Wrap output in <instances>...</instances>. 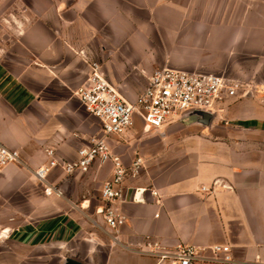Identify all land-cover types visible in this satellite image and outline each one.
Masks as SVG:
<instances>
[{"label":"crops","instance_id":"crops-1","mask_svg":"<svg viewBox=\"0 0 264 264\" xmlns=\"http://www.w3.org/2000/svg\"><path fill=\"white\" fill-rule=\"evenodd\" d=\"M30 4L23 11L32 20L13 38L7 27L0 39V142L21 155L20 163L0 172V264H62L65 257L87 264H173L140 252L154 242L171 252L195 247L197 264H213L214 245L230 246L237 260L264 264V118L253 117L248 103L227 111L244 127L220 123L218 112L209 126L187 120L145 132L136 117L126 132L110 137L125 165L137 155L145 160L125 180L116 208L126 222L118 231L97 213L112 162L86 173L53 170L47 180L60 196L47 195L33 174L48 162V148L75 160L100 132V120L76 95L92 61L128 101L162 67L258 79L264 0ZM217 180L226 187H215Z\"/></svg>","mask_w":264,"mask_h":264},{"label":"built area","instance_id":"built-area-1","mask_svg":"<svg viewBox=\"0 0 264 264\" xmlns=\"http://www.w3.org/2000/svg\"><path fill=\"white\" fill-rule=\"evenodd\" d=\"M90 67L88 79L77 89L76 95L87 112L100 120V132L78 150L75 160L61 159L54 149L48 148V162L33 170V174L45 184L47 195L60 196V188L47 180L53 170L60 168L67 175L86 173L94 164L112 162L113 176L102 186L103 204L97 208V213L109 228L118 231L126 222V217L116 208V204L125 198V180L129 175L137 174L145 160L137 155L130 166L125 165L120 156L113 153L109 138L126 132L136 117L142 121L145 132H152L192 110L204 109L217 115L224 107L245 97L248 91L242 82L223 74L162 67L152 73L136 99L128 101L103 76L101 64L92 61ZM20 162L19 151L0 142V172L7 165ZM152 193L159 194L156 190ZM114 239L118 241L116 237ZM140 252L161 260L171 259L173 264H197V250L189 245H178L171 252L154 242ZM212 252L213 257L209 260L213 264H257L237 260L230 246L214 245Z\"/></svg>","mask_w":264,"mask_h":264},{"label":"rangeland","instance_id":"rangeland-1","mask_svg":"<svg viewBox=\"0 0 264 264\" xmlns=\"http://www.w3.org/2000/svg\"><path fill=\"white\" fill-rule=\"evenodd\" d=\"M30 3L31 0H0V39L7 37L4 33L7 27L8 32L11 33V37H9L13 38L12 34L16 35V33L21 30L23 25L32 20V17L23 11L31 7ZM251 68H253V65L252 63H249L248 69L251 70ZM239 81L244 84L248 94L245 97L238 99L236 103L224 107L221 111L222 115L219 116V121L220 123H227L230 121V123L235 124L238 127H244L243 119H240L238 115L229 116L227 111L229 108H234L237 105L248 103L247 110L252 114L253 117L261 116L264 118V66L261 73L259 74L258 79ZM250 131L251 130L249 129L248 132ZM248 135L251 134L248 133Z\"/></svg>","mask_w":264,"mask_h":264},{"label":"water","instance_id":"water-1","mask_svg":"<svg viewBox=\"0 0 264 264\" xmlns=\"http://www.w3.org/2000/svg\"><path fill=\"white\" fill-rule=\"evenodd\" d=\"M214 117H215V112H213V111L204 110V109H196V110H192V111H189V112L183 114L178 120L172 121L170 123L184 122L187 120H194L198 124H201L204 126H209ZM170 123H168V124H170ZM168 124H166V125H168ZM165 126L158 129L157 131L162 130ZM214 186L215 187L216 186L226 187V184L224 183L223 180H217V181H215ZM62 264H87V263L78 261V260L70 258V257H65L62 261Z\"/></svg>","mask_w":264,"mask_h":264}]
</instances>
